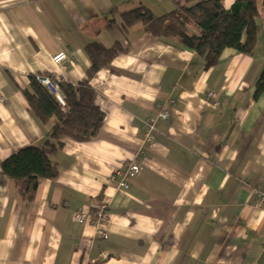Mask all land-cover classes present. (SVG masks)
<instances>
[{
  "label": "crops",
  "instance_id": "crops-1",
  "mask_svg": "<svg viewBox=\"0 0 264 264\" xmlns=\"http://www.w3.org/2000/svg\"><path fill=\"white\" fill-rule=\"evenodd\" d=\"M137 6L173 9L172 0H0V164L44 145L56 123L27 109L30 76L79 85L89 44L128 49L90 81L105 114L98 135L66 141L52 158L59 176L39 180L32 204L0 169V264H264V94L255 98L264 17L254 55L227 50L206 69L141 25L124 36L122 12ZM160 108L170 116L148 143L144 121ZM134 162L142 171L131 178ZM79 211L87 223L74 221Z\"/></svg>",
  "mask_w": 264,
  "mask_h": 264
},
{
  "label": "trees",
  "instance_id": "trees-1",
  "mask_svg": "<svg viewBox=\"0 0 264 264\" xmlns=\"http://www.w3.org/2000/svg\"><path fill=\"white\" fill-rule=\"evenodd\" d=\"M223 1L172 0L173 9L162 16L137 6L122 12L120 30L126 36L134 26L141 25L153 37L173 40L193 50L203 59L206 69L215 66L227 50L254 55L261 34L258 20L264 17V0H235L229 10ZM127 51L120 43L111 47L89 44L88 80L79 85L60 82L66 111L58 108L38 77H29V86L22 92L27 109L41 124L52 120L56 123L44 145L23 148L0 164L3 175L13 183L26 207L35 200L39 180L59 176V167L52 158L63 150L66 141L84 142L98 135L105 114L95 105L90 81ZM263 94L264 73L256 85L255 98Z\"/></svg>",
  "mask_w": 264,
  "mask_h": 264
},
{
  "label": "built area",
  "instance_id": "built-area-1",
  "mask_svg": "<svg viewBox=\"0 0 264 264\" xmlns=\"http://www.w3.org/2000/svg\"><path fill=\"white\" fill-rule=\"evenodd\" d=\"M67 58V55L64 53L58 54L54 57L53 61L55 64L62 63ZM40 84L44 87L45 91L52 98L54 103L63 111H66V99L65 95L60 87V81H55L48 77H38ZM209 97L213 99L214 107L218 108L220 106L218 96L214 93L209 94ZM170 114L166 109L160 108L158 114L155 118H149L144 121V130H145V141L148 143H153L155 141V132L162 121H165L169 118ZM142 171L141 165L137 162L132 163L128 170L127 175L131 178L137 177ZM121 188L126 190L129 189V186L122 182L120 185ZM257 207L258 209L264 211V192L257 193ZM98 226L104 224L107 220V215L104 209L98 212ZM74 221L78 224H85L89 220V215L83 211H79L74 214ZM102 234V233H101Z\"/></svg>",
  "mask_w": 264,
  "mask_h": 264
}]
</instances>
